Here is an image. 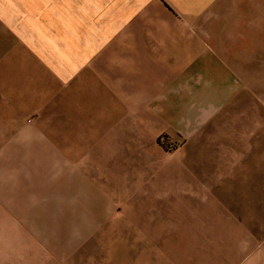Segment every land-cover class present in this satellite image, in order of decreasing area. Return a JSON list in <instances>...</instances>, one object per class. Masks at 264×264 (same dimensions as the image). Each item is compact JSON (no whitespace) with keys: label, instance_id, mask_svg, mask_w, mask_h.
I'll return each instance as SVG.
<instances>
[{"label":"crops","instance_id":"obj_1","mask_svg":"<svg viewBox=\"0 0 264 264\" xmlns=\"http://www.w3.org/2000/svg\"><path fill=\"white\" fill-rule=\"evenodd\" d=\"M224 8L0 0V214L54 259L104 235L143 261L158 220L198 219L164 231L186 251L213 198L246 203L247 233L264 235V51L222 34Z\"/></svg>","mask_w":264,"mask_h":264},{"label":"rangeland","instance_id":"obj_2","mask_svg":"<svg viewBox=\"0 0 264 264\" xmlns=\"http://www.w3.org/2000/svg\"><path fill=\"white\" fill-rule=\"evenodd\" d=\"M222 2L225 5L222 10L224 22L222 34L228 38L239 36L246 41L248 39L250 41V37L253 36L255 50L264 51V0H222ZM251 45L252 42L241 44L243 46L241 51L248 52ZM245 57H249L247 53ZM164 140L165 142H162L160 139V145L167 152H174L175 149L171 144ZM209 141L213 145L215 139ZM213 199L206 203L207 215L212 217L203 221V226H207L204 232L189 235L188 250L177 249L181 234L164 231L171 227L182 226L185 222L199 226L200 220L160 219L159 234L155 237L157 241H153L157 249L143 252L146 256L143 261L137 259L141 254L138 252L137 256L134 255L131 259L128 257L125 251L129 247L123 239L114 245V241H109L111 236L104 235L97 236L102 239V242L98 243L97 240H93V236L88 238L80 236L81 242L72 252L63 248L61 258L54 259L50 247L43 246L41 250V246L36 245L41 244L36 243L34 235L29 234L26 227L22 226L25 225L23 220L11 219L0 214V264H253L254 259L263 258L264 235L261 229L255 234H248L247 219L241 218L247 214V204L234 201L228 204L236 207L237 217H235L233 216L236 214L235 209L234 212L230 210L228 213L221 212V209H218L220 203ZM143 225L148 224L145 220L137 219L125 220L122 226L131 229L141 228ZM59 237H62L61 234ZM117 247L122 249V254L110 261L108 252Z\"/></svg>","mask_w":264,"mask_h":264},{"label":"built area","instance_id":"obj_3","mask_svg":"<svg viewBox=\"0 0 264 264\" xmlns=\"http://www.w3.org/2000/svg\"><path fill=\"white\" fill-rule=\"evenodd\" d=\"M162 140V142H165V140L164 139H161Z\"/></svg>","mask_w":264,"mask_h":264}]
</instances>
